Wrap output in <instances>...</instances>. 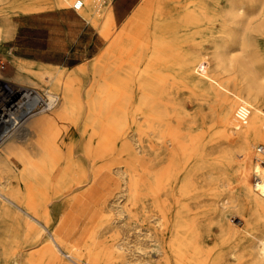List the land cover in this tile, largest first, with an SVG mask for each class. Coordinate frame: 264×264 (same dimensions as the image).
<instances>
[{
  "label": "bare ground",
  "instance_id": "6f19581e",
  "mask_svg": "<svg viewBox=\"0 0 264 264\" xmlns=\"http://www.w3.org/2000/svg\"><path fill=\"white\" fill-rule=\"evenodd\" d=\"M67 4L109 43L71 68L4 52L0 264H130L118 225L97 239L119 192L138 264H264V0H141L120 25L110 0H0V50Z\"/></svg>",
  "mask_w": 264,
  "mask_h": 264
},
{
  "label": "rangeland",
  "instance_id": "374dc122",
  "mask_svg": "<svg viewBox=\"0 0 264 264\" xmlns=\"http://www.w3.org/2000/svg\"><path fill=\"white\" fill-rule=\"evenodd\" d=\"M154 1L159 4L164 0ZM61 7L64 8L13 16L12 22L16 25L15 35L12 39L5 41L3 50H0V67L6 74L13 71L9 57L4 53L9 49L20 57L71 68L86 62L107 48L109 39L100 32L97 25L90 20L94 28L86 23L78 14L79 11L77 10V13L72 5L67 4ZM257 53L258 59L255 66L264 74V46L260 47ZM262 80L260 101L264 110V79ZM125 197V193H117L108 208L107 217L111 222L100 225L97 239L110 238L114 235L115 226L118 225L119 233L115 235V240L122 245V252L129 263L138 264L141 258L136 245L138 238L136 234L134 235L135 231L130 229L131 225L124 223L127 214L122 210V204ZM67 210L71 211V208L68 207ZM97 222V218L88 221L80 218L78 221L80 228L75 236L76 241L87 238Z\"/></svg>",
  "mask_w": 264,
  "mask_h": 264
},
{
  "label": "crops",
  "instance_id": "0c3cea01",
  "mask_svg": "<svg viewBox=\"0 0 264 264\" xmlns=\"http://www.w3.org/2000/svg\"><path fill=\"white\" fill-rule=\"evenodd\" d=\"M140 1L141 0H110L111 16L115 24L120 25L124 21V19L130 14V12L138 5ZM60 8H64V7H57L56 9H60ZM75 10L77 12V9ZM78 14L84 21H86V23L90 24V21L87 18L82 16L80 13ZM90 25L93 27L92 24Z\"/></svg>",
  "mask_w": 264,
  "mask_h": 264
}]
</instances>
